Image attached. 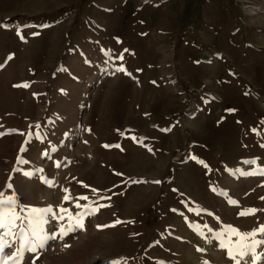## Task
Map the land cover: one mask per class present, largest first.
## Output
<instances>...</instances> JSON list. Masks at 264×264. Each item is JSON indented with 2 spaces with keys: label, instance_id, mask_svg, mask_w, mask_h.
I'll list each match as a JSON object with an SVG mask.
<instances>
[{
  "label": "rangeland",
  "instance_id": "obj_1",
  "mask_svg": "<svg viewBox=\"0 0 264 264\" xmlns=\"http://www.w3.org/2000/svg\"><path fill=\"white\" fill-rule=\"evenodd\" d=\"M263 40L264 0H0V191L56 213L0 229L5 251L264 264Z\"/></svg>",
  "mask_w": 264,
  "mask_h": 264
},
{
  "label": "snow or ice",
  "instance_id": "obj_2",
  "mask_svg": "<svg viewBox=\"0 0 264 264\" xmlns=\"http://www.w3.org/2000/svg\"><path fill=\"white\" fill-rule=\"evenodd\" d=\"M19 34V33H18ZM11 58V57H10ZM119 59H123V57H119ZM117 71H124L126 72V69L124 68H118ZM27 87L28 85H17V87ZM105 147H110L109 145H106ZM118 147V145H117ZM23 150V149H22ZM59 167V165H57ZM28 175V173H26ZM156 183H159V181H155ZM136 183V181H134ZM8 188H11L12 185L9 184L7 186ZM87 187V186H85ZM67 191V190H65ZM93 191H96L93 189ZM69 199V196H65L64 200L67 201ZM79 199H88V197H79ZM17 202L14 196H6L4 192L0 191V229H7V231L3 234V236H9V235H16L12 230L19 225L17 224V221L23 222L24 220L28 221L29 226L33 225H39L41 227V231H43V224L47 221L44 219L46 215H52L54 218H56V213H54L53 208L51 206L46 208H31L27 209L29 215L27 217H22L17 211ZM77 207H81V205L77 204ZM21 211H24V209H21ZM61 212H67V209H60ZM255 210H249L247 213H240L241 215L245 214H252ZM59 219H63V217H59ZM71 219V217H70ZM116 223H121V221H117ZM109 225H103L98 227H108ZM84 225L82 223V217L76 218V222L74 226H69L67 229H65L63 226H61L59 233H54L52 235L45 234L44 236H40L39 233L33 232V235L37 236L39 240L38 247L43 248L45 246V242L47 239H56L57 235L60 236V238H63L64 235H66L68 232L74 231L75 228H83ZM229 230L234 235H239L237 230H234L231 228V226H228ZM261 232H264V228L260 229ZM255 233H252L254 235ZM247 235V234H245ZM3 236H0V264H9V261H19V250L15 253L13 252H6V248H10L11 245L6 243L3 239ZM243 238V237H242ZM30 244L29 250L33 253L36 252L37 244L32 243L30 241H27ZM264 243V242H261ZM65 247H68V245H65ZM255 247V244L252 245V248ZM252 248H249L245 245L239 246L236 253L234 254L231 250L229 251V256L231 259H233L236 264H241V261L239 258H243L244 256L248 255ZM253 260L256 259V257H251ZM38 259V257H37ZM33 264H35V261H33ZM112 264H121V261H113Z\"/></svg>",
  "mask_w": 264,
  "mask_h": 264
},
{
  "label": "bare ground",
  "instance_id": "obj_3",
  "mask_svg": "<svg viewBox=\"0 0 264 264\" xmlns=\"http://www.w3.org/2000/svg\"><path fill=\"white\" fill-rule=\"evenodd\" d=\"M242 3V2H241ZM245 8V12H246V14L248 15V16H253V15H257V13L255 14V12H256V9H258V8H250V7H247V6H245L244 7ZM244 10V9H243ZM258 12V11H257ZM259 12H260V9H259ZM264 41V40H263ZM231 49V48H230ZM230 51V50H229ZM242 51V50H241ZM233 54V53H232ZM245 54V53H244ZM246 55V54H245ZM243 57V56H242ZM234 60V59H233ZM13 76V75H12ZM262 91V90H261ZM243 100V99H242ZM197 179H199V178H197ZM200 180V179H199ZM199 180H198V183H200L199 182ZM193 181H194V179H193ZM201 181V180H200ZM191 182H192V180H191ZM197 181L195 180V183H196ZM190 183V182H189ZM194 183V182H193ZM194 183V184H195ZM198 183H196V184H198ZM193 184V185H194ZM196 184H195V186H196ZM203 184H204V182H203ZM191 185V184H190ZM198 193V192H197ZM199 193H200V191H199ZM202 194H203V192H202ZM198 195V194H197ZM196 195V196H197ZM204 195V194H203ZM199 196V195H198ZM201 196V195H200ZM205 197V196H204ZM196 198H199V197H196ZM203 198V197H202ZM201 198V200L203 201V199ZM197 200V199H196ZM128 202V201H127ZM202 204V203H201ZM205 205V204H204ZM71 225V224H70ZM22 230V229H21ZM24 230H22V232H23ZM83 231H84V228H82V235H83ZM26 237H27V239H31V237H30V234L29 233H23ZM20 259H21V257L19 256V261H20ZM18 261V262H19ZM18 262L17 261H9V264H18Z\"/></svg>",
  "mask_w": 264,
  "mask_h": 264
},
{
  "label": "built area",
  "instance_id": "obj_4",
  "mask_svg": "<svg viewBox=\"0 0 264 264\" xmlns=\"http://www.w3.org/2000/svg\"><path fill=\"white\" fill-rule=\"evenodd\" d=\"M248 7H250V8H255V7H253V6H248ZM258 11V9H256V12Z\"/></svg>",
  "mask_w": 264,
  "mask_h": 264
}]
</instances>
